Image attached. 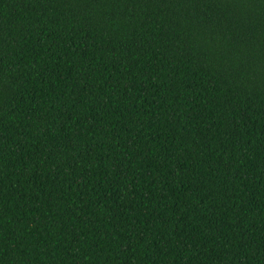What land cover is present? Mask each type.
<instances>
[{"label":"trees","instance_id":"1","mask_svg":"<svg viewBox=\"0 0 264 264\" xmlns=\"http://www.w3.org/2000/svg\"><path fill=\"white\" fill-rule=\"evenodd\" d=\"M0 264H264V0H0Z\"/></svg>","mask_w":264,"mask_h":264}]
</instances>
